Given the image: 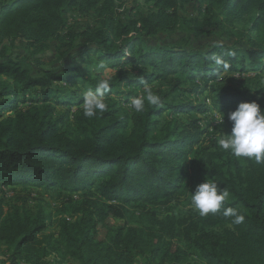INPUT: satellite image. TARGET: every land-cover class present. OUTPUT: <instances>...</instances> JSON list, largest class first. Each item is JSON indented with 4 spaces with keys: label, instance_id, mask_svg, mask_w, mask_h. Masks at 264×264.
I'll use <instances>...</instances> for the list:
<instances>
[{
    "label": "trees",
    "instance_id": "trees-1",
    "mask_svg": "<svg viewBox=\"0 0 264 264\" xmlns=\"http://www.w3.org/2000/svg\"><path fill=\"white\" fill-rule=\"evenodd\" d=\"M121 1L0 0V256L7 248L11 264H50L52 255L56 264H264V163L201 146L200 119L177 117L209 109L183 102L181 93H207L221 113L252 101L264 112V84L252 95L224 84L228 74L264 72V0H135L151 10L126 19L117 16ZM190 5L197 7L192 17ZM71 12L93 20L79 47L70 29L68 41L62 35ZM246 21L248 28L237 29ZM211 29L237 43L196 49ZM176 33L182 37L174 44L158 41ZM17 40L37 53L55 41L58 58L14 56L6 43ZM71 58L78 63H64ZM100 61L107 77L96 71ZM101 78L110 79L106 96L115 100L85 118L83 93ZM141 78L164 106L124 114L121 105L142 94ZM206 179L228 189L225 207L237 208L242 224L232 226L221 213L160 219L146 209H172ZM5 186L58 189L84 200L55 235L44 209L8 208ZM111 217L136 224L114 226Z\"/></svg>",
    "mask_w": 264,
    "mask_h": 264
},
{
    "label": "rangeland",
    "instance_id": "rangeland-1",
    "mask_svg": "<svg viewBox=\"0 0 264 264\" xmlns=\"http://www.w3.org/2000/svg\"><path fill=\"white\" fill-rule=\"evenodd\" d=\"M119 4H122L123 7L118 9V17L121 19H126L127 17H138L141 13L148 12L151 10V6L144 4L143 2L139 1L136 2L135 0H122ZM197 8V7H196ZM196 8L192 5L188 6L186 9V15L192 17L196 15ZM93 20L90 17H86L82 14L77 12H71L66 17L65 23V30L62 32V35L65 41H68L66 37L65 31H69V29L73 32V36L76 37V45H81L84 41L83 37L85 31L88 27H92ZM249 27L248 22H243L241 26L237 29L243 30ZM181 34L176 33L174 35L168 36H160L158 41H163L165 43L174 44L177 41L181 40ZM228 43V44H236L237 39L235 37L231 38L228 34H226L223 30H208L207 33L202 36L199 40L194 43V47L196 49H204L208 44H215V43ZM240 47L246 45L245 42L239 41ZM6 45L9 47V51L14 56H20L21 58H40L45 63H53L56 62L58 58V53L56 52V43L53 41L51 43L50 49L43 53H37L32 49L28 48L27 43L21 40L15 41V43L10 44L7 42ZM80 48H77L69 55H75ZM63 53L67 54V48H63ZM78 61L77 58L66 59L64 63L67 65H71ZM78 63V62H76ZM224 84L229 87H233L236 91L252 95L254 91L260 85L264 84V72L260 75L255 74H246L245 76H239L238 74H228V78L225 79ZM64 87H69L65 86ZM186 91H189L190 86L186 84L185 86ZM139 91V90H137ZM115 95L106 96V100H115ZM180 97L184 102H194L195 104H207L209 109L200 115L195 114H185V115H178L177 117L184 120L189 121L194 119H200V125L206 131V134L202 137L201 146L211 147V146H218L217 140L218 136L220 135L221 128L225 134L230 133L231 131V124L228 122V113L229 110H224L222 113L225 117L223 125H217L215 122L216 115L219 114L217 111H213L211 108V102L208 98V94H202L200 96L193 95L191 93H181ZM77 106L72 107L73 113L77 111ZM122 112L124 114H128L130 112L129 105L122 104L121 105ZM65 110V107H58V111L61 113ZM11 114V113H9ZM168 113L165 114V118L168 117ZM6 191V200L8 202V208L11 205H24L27 209L31 210L32 212H37L39 209H44L45 213L48 217V229L49 233H53L55 235H59L61 226L66 220H70L72 217V212L79 206L78 203L81 200H84V196L81 197L80 194H69L66 192H62L61 190H54V191H46L38 187H24V186H5ZM190 193L188 191L187 194L179 198V201L174 203V207L170 209V207H156L152 209L151 207H147V210H154L160 219H165L168 216L180 217V218H189L192 216H198V213L194 211L190 206ZM133 213H138L139 210L131 209ZM137 211V212H136ZM73 220V219H72ZM110 224L114 226L127 224L130 226H135L136 223L130 222L129 219H113L110 218ZM55 256H49L46 258L50 264L55 263ZM0 264H11L9 262V252L7 248H4L2 255L0 256ZM16 264H24L23 261H19ZM67 264H75L73 261H68Z\"/></svg>",
    "mask_w": 264,
    "mask_h": 264
},
{
    "label": "clouds",
    "instance_id": "clouds-1",
    "mask_svg": "<svg viewBox=\"0 0 264 264\" xmlns=\"http://www.w3.org/2000/svg\"><path fill=\"white\" fill-rule=\"evenodd\" d=\"M216 63H220V60L217 59ZM96 71L107 77L109 69L100 61L96 64ZM141 83L142 94L131 98L129 107L136 112L144 111L146 104L157 109L162 108L164 102L161 96L154 93L151 85L142 78ZM110 91V79L101 78L97 80L94 90L89 89L83 93L81 107L85 118L92 119L107 111L106 94ZM227 118L231 123V131L225 134L221 128L217 140L220 150L236 159L254 161L256 164L264 163V112L261 111L260 104L256 101L241 102L235 111L228 113ZM224 119V115L219 111L215 122L222 126ZM229 198L230 192L227 188H220L214 180L206 179L195 188L194 193H190V206L200 217L221 213L230 219L232 226L240 225L245 217L237 208L225 207Z\"/></svg>",
    "mask_w": 264,
    "mask_h": 264
}]
</instances>
